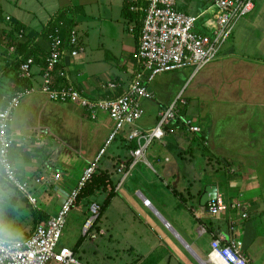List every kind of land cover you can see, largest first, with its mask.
<instances>
[{"label": "crops", "instance_id": "0c3cea01", "mask_svg": "<svg viewBox=\"0 0 264 264\" xmlns=\"http://www.w3.org/2000/svg\"><path fill=\"white\" fill-rule=\"evenodd\" d=\"M214 1L179 0V9L196 16ZM127 9L138 15L131 11L130 0H0V66L6 67L7 58L10 62L15 58L16 45L24 39L27 52L32 56L39 53L31 71L32 90L23 93L10 125L15 148H19L14 155L19 180L35 202L1 177L0 232L26 239L56 215L64 192L77 187L115 127L105 112L92 119L78 104L55 102L42 92L44 54L39 45L46 47L45 59L49 53L43 33L62 14L67 20L74 19L69 43L75 34L81 51L78 49L76 58L64 60L66 83L93 102L113 101L128 90L137 71V24L125 18ZM251 14L236 23L215 62L196 72L188 68L147 82L154 98L141 101L140 128L156 126L160 111L183 96L186 105L181 107V115L200 132L179 125L165 140L154 141L119 188L123 180L119 165L130 163L129 148L135 145L130 146V128L126 129L97 165V174L107 187L99 185L91 196L78 202L60 248L77 251L80 257L82 227L88 216L85 206L90 201V205L94 201L104 205L108 200L109 239L117 240L118 247L127 246L126 260L120 264H211V242L220 236L240 242L251 264H264V13ZM119 18L132 24L129 32L135 45L132 52L125 48L128 60L114 72L106 68L111 61L105 47L100 51L94 47L97 37L93 35L99 37V31L89 25L117 24ZM66 27V22L60 21L57 29L62 32ZM87 66L93 73L87 75ZM18 72L1 81L2 93L16 89L12 78ZM209 187H217V201L224 206L216 217L208 212L214 201L202 203ZM44 198L59 208L48 212ZM36 212L40 215L35 216ZM115 212L118 215L114 216ZM119 216L121 224L117 226L114 218ZM98 227L104 234L100 224Z\"/></svg>", "mask_w": 264, "mask_h": 264}, {"label": "built area", "instance_id": "2783aa9c", "mask_svg": "<svg viewBox=\"0 0 264 264\" xmlns=\"http://www.w3.org/2000/svg\"><path fill=\"white\" fill-rule=\"evenodd\" d=\"M130 3L131 11L143 15L139 47L134 56L137 71L131 86L116 100L93 102L73 90H51L52 73L56 66L61 64L66 54L76 58L81 49L78 47L75 34L72 35L68 46L73 48L71 51L65 49L59 29H56L55 35L50 37L51 52L42 74L45 85L42 92L52 101L78 104L90 113L92 119H95L99 113L105 112L115 127L97 160L86 169L77 187L70 190V195L60 211L47 222L39 225L31 236L19 240L15 247L0 251V264H85L72 249L60 248L59 245L68 217L77 205L76 202L83 189L97 173V165L106 155L107 149L126 129L130 128L127 140L130 146L135 143L136 148H129L130 163L119 165L118 172L123 178L119 184L120 188L136 164L143 160L146 150L154 141L165 140L179 125H183L192 133L200 132L199 128L181 115V107L186 105L183 96H179L170 106L160 111L156 126L149 129L140 128L138 123L143 117L141 101L154 98L147 82L153 81L160 74L188 68H193L196 72L215 62L221 47L230 39L236 23L255 9V0H216L204 12L194 16L179 9V0H130ZM207 15L209 16L206 18ZM34 62L31 58L22 65L21 78H31ZM60 76L64 77V73L60 72ZM23 95L25 94H18L7 109H0V163L7 180L34 203L26 185L19 180L17 170L9 156L13 138L8 134V125L11 124L13 113ZM145 205L149 206L150 202L146 201ZM223 209V203L218 200L210 204L208 212L216 217ZM101 213L102 207L99 203L94 202L90 205L82 230L83 236L96 239L94 229ZM208 260L211 264H251V261L243 255L240 242L235 241L234 238L227 241L221 236L212 240Z\"/></svg>", "mask_w": 264, "mask_h": 264}, {"label": "rangeland", "instance_id": "374dc122", "mask_svg": "<svg viewBox=\"0 0 264 264\" xmlns=\"http://www.w3.org/2000/svg\"><path fill=\"white\" fill-rule=\"evenodd\" d=\"M256 8L254 10V12H252V14L250 16H253L257 13L263 12L264 13V0H256ZM102 25L103 29L99 30V26ZM132 26V24H127L126 21L122 18L118 19L117 24H99L97 22H90L89 25V29L95 28L99 31V37L95 34L93 35L94 37H97L96 39V43L94 44V47H98V49L100 47H105L104 51L106 53V55L108 56V54L110 55V61L108 64V66L106 68H112V70H114V72H116V70H120V66H121V62H124L127 59V53H125L127 50L125 49L126 47L128 48V51L132 52L134 50V45H135V38L133 36V34H131L129 32V28ZM129 44L131 46H129ZM130 48V49H129ZM102 48L99 49V51ZM110 51V52H108ZM103 57V56H102ZM104 58V57H103ZM103 69V70H106ZM87 73V75L93 73V71L91 69H89V66L85 67L84 69ZM102 70V71H103ZM1 89V88H0ZM79 180V178L77 179V181ZM74 182V181H72ZM75 183V182H74ZM72 187H75V185H73ZM73 190V189H72ZM120 202H121V198H117ZM43 203L45 205H47V209L49 210L48 212L54 213V211L56 209H58L59 207H57L58 205L55 202H52V200H50L49 198H44L43 199ZM96 202V201H94ZM93 202V203H94ZM90 202H88L85 206V213L88 215L89 214V207H90ZM97 203H99L97 201ZM100 204V203H99ZM102 209H103V204H100ZM61 208V207H60ZM77 208L74 207L73 211L71 212V217H73L74 211ZM60 211V210H59ZM102 216H100L99 222L97 223V225L100 224V226L104 229V236L99 235L98 238L96 240H93L90 238V236L88 237H83L84 238V242L83 244L80 246L79 248V254L80 257H78V253H76V256L79 258V260L85 264H120L121 261L126 260V254H128L127 252V246L126 245H121V246H117V240L114 239L110 240V235L108 234L109 230V226H110V215H111V211H110V207H108L107 209L104 210V212L102 211ZM69 215V217H70ZM86 215V216H87ZM118 215V212L114 214V216ZM122 215H124V212L122 213ZM68 217V219H69ZM120 217H116L114 218V223L117 226H120L121 222H120ZM68 222V221H67ZM78 224V222L76 223V225ZM75 224H73L74 227H76ZM67 226V225H66ZM79 226V224H78ZM67 228V227H66ZM81 228V227H80ZM79 228L77 227V230ZM83 229V227H82ZM107 229V231H106ZM123 229V228H122ZM102 234V233H101ZM127 238H130L129 235H125ZM120 237V234H119ZM114 259L117 260V262L114 261Z\"/></svg>", "mask_w": 264, "mask_h": 264}, {"label": "trees", "instance_id": "16d2710c", "mask_svg": "<svg viewBox=\"0 0 264 264\" xmlns=\"http://www.w3.org/2000/svg\"><path fill=\"white\" fill-rule=\"evenodd\" d=\"M128 10L129 9H127V11L124 12V16H125V18H129L131 20H135L136 21V24H137L136 25V34H138V37H139L140 36L141 29H142V24L141 23H142L143 15L142 14H138V15L131 14V12H129ZM66 17H67L66 14H62L61 16H59L51 24V26H49L46 29V31L42 35V37L48 42V45H49V53H48V56L46 57V59H45V56H46L45 49H46V47L44 45H42V46L39 45V50L42 51L41 53L44 54V56H43L44 57L43 58V62L44 63H43V66H42L43 67L42 68V74H43V72H44V70H45V68L47 66V63L46 62H47V59L49 58L50 52H51V49H50V47H51L50 37L53 36V35H55V30L57 29V26H58V24H59L60 21H65L66 22V25H67V27L60 33V36H61V38L64 41V47H65V49L67 51H70L71 50V47H68V46H69V39H70V35H71V32H72V29L75 26V21H74V19L67 20ZM22 29L23 28H20L19 30H17V33H20ZM22 37H23L22 39L25 38L24 36H22ZM24 40H23V42H21V44H18V45H16L15 42L11 44V46L12 45H16V47H17V52L16 53L17 54L16 55L14 54V57L15 58L11 62H10V59L7 58V63L8 64L6 65V67H1L0 66V88H1V81H3L5 77H7L10 73L19 71L18 74H16L12 78V81L14 83L13 86L16 87V89L11 94H7V95H6V93L4 94V93H2L0 91V109L1 110L7 109V107L11 103V101L18 94L25 93L27 91H31L32 90V84L30 83V79L31 78H21L20 77L21 67H22V65H24V63H26L29 59L32 58L35 61L34 62V65L32 66V68H33L36 65V63H37V61H36V59H35L34 56L38 55L39 53H37V54L36 53H33L34 56H32V54H30L29 52H27L25 50V44L26 43L24 42ZM38 58L40 59V58H42V56L39 55ZM67 58H69V56L66 54V56L62 60L61 64H59L58 66H56V69L52 73V82H51L52 86H51V90H55V91L72 90L70 88V86L66 83L67 82L68 72L65 69L66 67L64 65V60L67 59ZM60 72L64 73V77H61L60 76ZM56 84H58L59 86H61V88H56L57 87ZM10 125L11 124L8 125V127H9L8 128V134L11 136L12 134H11V126ZM15 146H16V144H15V142L13 140V145H12V148H11V151H10V155L9 156H10V160H11L12 164L14 165V167H15V164H14V155L16 157V155H18V150H19V148L16 150ZM133 147L136 148V144ZM0 152H1V144H0ZM15 152H17V154ZM1 177H2V181H4V182L7 181L8 183H10L7 180L6 175H5V171H4V169H3V167L1 166V163H0V182H1ZM11 185L14 186L13 184H11ZM99 185L106 186L107 185V182H106V180L101 175H98L96 173V174L93 175L92 179L87 183V185L83 189V191H82L81 195L79 196L76 204H78V202L80 200H82L84 198H87L88 196H91V194H93L95 192V190L97 188H99ZM107 206H108V200L103 205L102 211H104L107 208ZM37 215H40V213L36 212L35 213V216H37ZM101 216H102V213H101ZM47 219H46V222L49 220V219L48 220ZM94 231L96 233V239L98 238L99 235H103V234H101V231L99 230L98 225H96ZM96 239H93V240H96ZM19 240H22V239H19ZM83 241H84V238H82V242ZM75 252H77V251H75Z\"/></svg>", "mask_w": 264, "mask_h": 264}, {"label": "clouds", "instance_id": "9594fccd", "mask_svg": "<svg viewBox=\"0 0 264 264\" xmlns=\"http://www.w3.org/2000/svg\"><path fill=\"white\" fill-rule=\"evenodd\" d=\"M19 243V235L14 233L0 232V251L5 248L11 249Z\"/></svg>", "mask_w": 264, "mask_h": 264}, {"label": "water", "instance_id": "95a60500", "mask_svg": "<svg viewBox=\"0 0 264 264\" xmlns=\"http://www.w3.org/2000/svg\"><path fill=\"white\" fill-rule=\"evenodd\" d=\"M69 195H70V192H69V193H68V192H64L63 197H62V200H61V202L59 203V205H60L61 207L65 204V202H66V200L68 199ZM217 199H218L217 187H209V188L207 189V191H206V195L203 197V201H202V203H203V205H204V204L206 205V204L209 203L210 201H214V202H216Z\"/></svg>", "mask_w": 264, "mask_h": 264}]
</instances>
